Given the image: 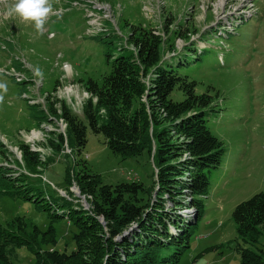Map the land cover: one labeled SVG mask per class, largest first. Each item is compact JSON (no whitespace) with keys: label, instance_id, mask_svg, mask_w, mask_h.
Masks as SVG:
<instances>
[{"label":"rangeland","instance_id":"1","mask_svg":"<svg viewBox=\"0 0 264 264\" xmlns=\"http://www.w3.org/2000/svg\"><path fill=\"white\" fill-rule=\"evenodd\" d=\"M14 3L0 0V83L7 84L0 102V149L6 151V157L0 153V165L24 171L34 187L65 204L64 210L69 205L89 208L78 187L66 183V169L71 170L72 178V172L82 168L76 163L84 162L103 184L142 182L146 187L153 182V154L122 160L105 146L101 134L90 130L80 155L65 144L59 153L54 152L46 145L47 139L53 132L64 133L65 124L47 117L49 97L51 102L63 101L80 116L89 97L80 81L101 83L110 73L108 55L117 57L122 52L119 49L126 46L125 21L162 31L166 19L172 24L170 30H187L192 44H205L203 49L193 44L177 51L171 63L178 75L196 82V94L212 96L220 111L207 116V125L223 142L225 154L220 167L211 173L204 215L179 264H240L235 249L240 241L236 240L232 212L239 203L264 190V0H51L53 11L42 35L31 22L4 16ZM88 10H103L105 14L99 11L98 15L106 28L104 33L92 31ZM92 24L100 26L97 19ZM224 27L232 31H221ZM173 98L181 100L183 96L175 92ZM20 143L38 151L46 163L37 174L31 175L22 167ZM8 158L18 164L7 165ZM166 203L170 209L172 204ZM187 214L186 218L193 220L192 213ZM16 217L41 231L49 223L32 202L0 196V224ZM55 227V249L70 253L74 244L67 221ZM263 245L264 236L257 247L264 249ZM11 262L34 264V257L21 248L11 256Z\"/></svg>","mask_w":264,"mask_h":264},{"label":"trees","instance_id":"2","mask_svg":"<svg viewBox=\"0 0 264 264\" xmlns=\"http://www.w3.org/2000/svg\"><path fill=\"white\" fill-rule=\"evenodd\" d=\"M164 21L162 31L124 22L126 46L117 57L108 55L110 73L101 83L80 81L89 96L80 116L63 101H47V117L65 124L64 133L53 132L47 139L54 152L65 144L80 155L90 130L101 134L105 146L122 160L153 154L152 185L103 184L84 162L76 163L82 168L73 171L72 178L66 169L65 181L78 187L89 208L69 205L64 210L65 204L34 187L24 171L0 165V196L32 202L49 221L44 231L29 228L20 217L0 224V264H12L11 256L21 248L33 255L34 264H179L204 215L210 176L220 167L225 148L207 125V116L220 111L212 96L196 94V82L178 75L171 63L177 51L192 46L191 34L170 30L172 24ZM177 42L185 43L182 50ZM175 92L183 98H173ZM18 149L27 173L35 175L46 165L28 145L20 143ZM0 153L6 157V151ZM7 160V165L18 164ZM187 210L193 220L186 218ZM62 220L70 227V253L55 249V226ZM232 220L240 241L235 246L240 264H264V249L257 247L264 236V190L239 203Z\"/></svg>","mask_w":264,"mask_h":264},{"label":"clouds","instance_id":"3","mask_svg":"<svg viewBox=\"0 0 264 264\" xmlns=\"http://www.w3.org/2000/svg\"><path fill=\"white\" fill-rule=\"evenodd\" d=\"M52 11L51 0H15L14 4L8 6L4 16H18L25 22H31L37 33L42 35L44 25ZM37 75H41L39 70H37ZM6 92L7 84L0 83V102H3Z\"/></svg>","mask_w":264,"mask_h":264},{"label":"bare ground","instance_id":"4","mask_svg":"<svg viewBox=\"0 0 264 264\" xmlns=\"http://www.w3.org/2000/svg\"><path fill=\"white\" fill-rule=\"evenodd\" d=\"M107 11V10H106ZM102 12H103V10H102ZM108 12V11H107ZM104 13V12H103ZM105 14V13H104ZM35 135V134H34Z\"/></svg>","mask_w":264,"mask_h":264}]
</instances>
